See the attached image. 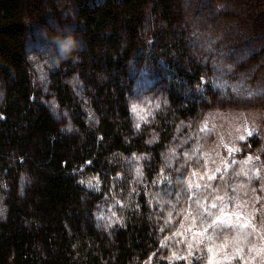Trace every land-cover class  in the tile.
<instances>
[{"label":"trees","instance_id":"1","mask_svg":"<svg viewBox=\"0 0 264 264\" xmlns=\"http://www.w3.org/2000/svg\"><path fill=\"white\" fill-rule=\"evenodd\" d=\"M73 1L82 53L45 85L29 0H0V264H174L160 217L188 166L165 156L218 95L211 54L183 0Z\"/></svg>","mask_w":264,"mask_h":264},{"label":"rangeland","instance_id":"2","mask_svg":"<svg viewBox=\"0 0 264 264\" xmlns=\"http://www.w3.org/2000/svg\"><path fill=\"white\" fill-rule=\"evenodd\" d=\"M184 1L218 97L172 135L165 162L188 168L160 217L166 244L174 264H264V0ZM73 11V0H29L24 13L27 64L45 85L63 61L48 55L46 37L72 31ZM55 109L65 128L66 111Z\"/></svg>","mask_w":264,"mask_h":264},{"label":"clouds","instance_id":"3","mask_svg":"<svg viewBox=\"0 0 264 264\" xmlns=\"http://www.w3.org/2000/svg\"><path fill=\"white\" fill-rule=\"evenodd\" d=\"M47 53L53 59L67 60L73 58L82 47V42L72 31H61L47 36Z\"/></svg>","mask_w":264,"mask_h":264}]
</instances>
